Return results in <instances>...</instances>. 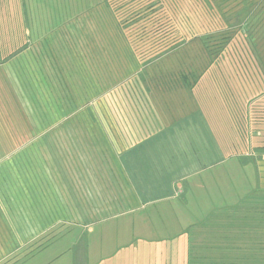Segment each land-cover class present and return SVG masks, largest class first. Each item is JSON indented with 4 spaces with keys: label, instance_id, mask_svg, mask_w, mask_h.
Instances as JSON below:
<instances>
[{
    "label": "crops",
    "instance_id": "0c3cea01",
    "mask_svg": "<svg viewBox=\"0 0 264 264\" xmlns=\"http://www.w3.org/2000/svg\"><path fill=\"white\" fill-rule=\"evenodd\" d=\"M111 6L110 0H0V23L6 30L23 23L22 31L32 39L19 60L36 100L58 101L67 85L84 99L100 93L90 100L102 104L117 88L121 103L116 125L104 120L110 116L106 109L74 112L65 125L61 118L67 117L57 109L48 115L57 118L52 125L31 123L21 145H10L11 165L0 173V264H235L236 255L221 260L193 254V247L201 241V247L220 250L243 240L250 248L264 247V144L253 143L254 136H263L254 105L264 102V95L247 96L249 79L244 97L236 98L225 79L206 83L203 75L180 79L182 87H202L200 96L174 100L169 90L175 84L159 68L171 47L127 77L128 69H136L133 59L144 61L126 31L144 17L125 22ZM193 17L201 31L204 17ZM132 54L136 57L126 58ZM110 70L118 77L109 91ZM142 70L152 78H140ZM209 86L216 87L212 99L220 107L213 121L204 108ZM94 117L99 124L88 120ZM81 118L86 124H78ZM243 121L248 128L244 153L224 152L213 134L224 125L235 133ZM19 155L18 165L13 162ZM155 206L161 229L170 234L175 224L181 230L177 238L164 234L146 240L138 234L135 239L122 232L127 224L122 220ZM115 231L119 237L111 238Z\"/></svg>",
    "mask_w": 264,
    "mask_h": 264
},
{
    "label": "rangeland",
    "instance_id": "374dc122",
    "mask_svg": "<svg viewBox=\"0 0 264 264\" xmlns=\"http://www.w3.org/2000/svg\"><path fill=\"white\" fill-rule=\"evenodd\" d=\"M251 1H255V3H251ZM251 1L246 3L250 4V8H254L253 18L248 21L249 28L247 31H242L237 35H233L226 46H221L219 40L216 41L219 44L208 42V48L205 45V41L202 39L201 33H203V36L217 33L218 35L215 36L216 38L222 37L227 27L223 17L227 16L229 26L234 29V32L237 31L236 25H242L240 21L241 18L237 24V17L235 18L234 14L237 12L235 10L237 9L235 5L237 0H230L229 3H219L220 6L227 4L229 7H232L231 11L234 13L228 12L226 15L222 13L223 11H217L213 8L212 5H217L213 0H111V3L115 7L119 17L125 22L130 19H135L134 21H137L136 19L139 17H144L142 20L143 22L140 21L126 31L129 35L127 39L135 46L137 55L143 61L154 57L157 51L164 48L169 49V47H172L176 43L185 40L184 45L177 49H172L168 58L160 64L159 68L165 72L166 77H168L167 81H172L175 84L174 91L172 89L169 90L174 100H179L181 96L183 97L182 100L186 98L190 100L194 95L200 96V88L202 87H198L197 91L196 88H194L193 91L191 87H182L183 84L180 79L184 73L191 72L192 70L195 71L194 73L198 72V74L204 72L203 75L205 76L203 78L205 81L212 78L225 79L229 93L235 95L236 98H240V95L244 97L245 91L243 89L245 83L248 82L249 79H251V87H248L247 96L264 95V0L261 2V6L256 5L260 0ZM93 2H95V0H93ZM152 2H154V5L151 7L150 4ZM149 9H151V13H147ZM144 13H147V15ZM191 15H200L201 18L204 17V28H201V31L198 29L200 20L195 21L194 17ZM148 20H150V22H147ZM242 21L245 22L246 20L244 19ZM22 25L23 23L14 22L13 27L10 28L8 25L6 30L5 23H0V62L11 53L19 52L22 47L27 44L28 39L32 40L31 38H26L25 32L22 31ZM170 27L171 29L169 31L168 28ZM231 31L228 32L231 33ZM195 36L197 38H193ZM163 43H165V45ZM221 47L223 50H221ZM173 50L177 51L173 53ZM19 59L20 56L17 59L3 64L0 68V173L11 165V154L13 152L10 145L13 144L14 147H19L25 140V136L27 135L25 132L28 131L25 130V127H28L31 123L44 125H50L51 123V119H43L45 114L42 109V103L35 99L31 91L28 92L27 79H24L26 74H23L20 70ZM237 62H240L242 69L235 67V65L238 64ZM245 66L247 69H244ZM250 66L253 69H250ZM156 73L159 74L161 72L157 71ZM4 76L8 78L10 86H12L13 89L4 87L2 79ZM159 77H162V75ZM238 80H240V82H238ZM235 83L239 84L235 86ZM206 88L210 90V94L207 92L205 94L204 108L206 112H211L208 117L213 121L215 113H218V109L220 108L214 105L215 102L212 99L216 87L209 86ZM219 88L223 89L224 86ZM29 89H31V87H29ZM194 99L190 101V104L192 103L193 105L195 103L193 102ZM74 103L75 100L73 104ZM65 104L66 103H62V106ZM192 105H190L189 109H191ZM254 109L258 112L255 115V121L257 122L259 130H262L263 133V136L260 138L254 136V146L259 147L261 145L260 141L264 144V102H259L254 105ZM182 110V113L186 112V110ZM48 115H52V113ZM54 120L56 121L57 118ZM54 120L52 119V121ZM237 120L240 121V119ZM224 121L226 120L224 119ZM240 124L236 127L238 133L235 131L236 129H234L235 133H227L225 131L227 128L224 125L223 127L220 126L217 130L218 132L213 134L216 142L219 143V146L224 152L244 153L245 146L243 140L247 138L246 133L248 128L246 127V122L243 121ZM229 130L233 131L232 128ZM256 152L260 151L258 150ZM19 158L20 155L18 156V160L14 159L13 163L19 165ZM255 158H257V156H255ZM14 170L16 174H19L20 167H15ZM253 182L255 183L254 179ZM156 212L158 213L157 206L150 209L147 213L130 215L126 220H122V223H127L123 226L122 232L124 233V231H126L128 235L133 236L135 239H137L138 234H141V238H146L144 236L148 237L146 240H153V238H159L164 236V234L166 235V230L161 229V222L159 220L157 222L158 215ZM243 214L238 215V217L243 216ZM172 215L171 212V216ZM223 220L227 221V217ZM173 221L175 222V220L171 218L170 222ZM238 225L241 226V223ZM176 227L177 226L173 224L172 230L169 231L170 234L166 236L173 239L177 238L181 234V230ZM158 230L161 235H159ZM145 233L147 234L145 235ZM115 236L119 237L117 231L112 232L111 238ZM205 238L207 237L205 236ZM256 240L260 243L259 239ZM197 242L198 244L193 247V254L198 255L205 253L207 254L206 256H213V254H215V256H221V260L223 257L225 260L228 254L236 255L237 260L235 264H254L251 263L249 258L253 257V259L255 258L260 261L262 257L261 254H264V247L254 245L250 248L248 245H244V240L243 244L236 246L224 245L222 244L223 242H221L222 246L220 250H218L219 248L216 246L213 247L211 245H207V248L205 246L201 247V241ZM52 251L53 249L50 248L49 252L45 255H50ZM250 254H252V257ZM255 259L253 261H255ZM215 261L217 262L218 260L216 259ZM62 264L64 263L62 262ZM230 264L234 263L231 262Z\"/></svg>",
    "mask_w": 264,
    "mask_h": 264
},
{
    "label": "trees",
    "instance_id": "16d2710c",
    "mask_svg": "<svg viewBox=\"0 0 264 264\" xmlns=\"http://www.w3.org/2000/svg\"><path fill=\"white\" fill-rule=\"evenodd\" d=\"M213 1L217 3L216 6L212 5L215 10L223 11L222 13L225 14V15L228 12L232 13V14L234 13V12L231 11L232 7H229L227 4H225L223 6H220V4H219V3H222V2L223 3H229L230 0H213ZM250 1L251 0H237V2L235 3L236 8H237L235 10L237 12H235L234 14H235V18L237 17L236 18L237 24H238V21L240 20V18H241V20L246 19L245 22L241 21L242 22L241 26H238V25L235 26L236 30H237L236 32H234L233 28H230L229 20H228L227 16H225V17H223V19H224L225 23L227 24V27H226V31H224V34H223L222 37L216 38L215 36L218 35L217 33H212V35H207V36L204 35V36H202V39L205 41V43H206L205 45H206L207 48H208V42H213L214 44H219L218 42H216L218 40L220 41L221 46H226L229 43V40L231 39V37L233 35H235V34L237 35L239 32H242V31L243 32L247 31V27L245 26V24H246V22L248 20L251 19L252 15H253V12H254V8H252V7L250 8V4H246V3H249ZM261 1L256 3V5L257 6H261L262 5ZM252 2L255 3V1H251V3ZM110 8H112L111 12H113L116 15L117 12H116V9L113 6V4H112V6ZM217 8H219V9H217ZM228 31H231L232 34L229 33ZM193 38H197V37L195 36ZM184 41L185 40H182L181 42L176 43L171 48L172 49L179 48L180 46L185 44ZM221 50H223L222 47H221ZM162 54L163 53H157L154 57L149 58L148 60H146V61H144L142 63H140L139 61L137 63L136 60L133 59L131 61V63L133 65H135L136 69H131V68L128 69L126 71V73L128 75L127 77H131L136 72H138L137 70H138V68L140 66L141 67H142V65L145 66V64L147 65V64L155 61L156 59L160 58V56H162ZM19 56H20L19 52L11 53L9 56L4 58L2 62H0V68L2 67L3 64H6L7 62H10V61H12L14 59H17ZM131 56L136 57L135 54H132V55H129V56L126 55V58L130 59ZM211 56H212V53H211ZM194 72L195 71L192 70L191 72L184 73L181 77L188 78V79L199 80L204 74V72L202 74L201 73L198 74V72H196V73H194ZM124 76H126V75H124ZM139 76H140V78H144L145 80L149 79L151 77L149 75V72L148 71H144V70H142V72H140ZM109 77H110V89H109V91H110V90L116 88V83H114V81L118 77V72L110 70L109 71ZM162 77H164L163 74H162ZM2 79H3V82H4L3 83L4 87H8L9 89H13L12 86H10V82H9L8 78H6L4 76V78H2ZM111 83H114V85L111 84ZM190 87L194 88V86H192V85ZM116 90H117V88H116ZM115 91L110 93L109 98L107 100H105V102H104L105 104H102V102L99 99L92 103V101L90 99L91 98L100 97V95H101L100 93L99 94H95L94 93L93 96L90 97V98H89L90 95H88L87 98H86L87 100H86V99H84L83 95H80L78 93H76V95H74L73 92L69 91V87L66 85L65 87H61V89H60L61 97H60V99H58V101H54L53 102V100H50V101L41 102L42 106H43L42 109H43L44 114H45V117L43 119H45V118L49 119V120L51 119L50 120L51 121L50 125H52L53 124L52 117H48V114L49 113H53V112H57V109H59L61 115L67 117L66 119H64L62 117L61 121H64L63 124L69 125L68 115L73 114L74 112L81 111V110H90V111L94 110L95 111V110H99V109H106V110L110 111V116H108V119H104V120L107 121V124L109 126L116 125L117 124V120H116V117H115L116 109H117V107L120 106L121 103L118 101L117 93ZM51 98H52V96L49 97V99H51ZM74 100H75V103L73 104ZM62 103H66V104L62 106ZM63 110H65V111H63ZM81 119L82 120L77 119L78 124H86L85 122H83L84 119L83 118H81ZM88 120H92L94 124H99L98 122H96V118L95 117L94 118H88ZM98 120H100V119H98ZM80 121H82V122H80ZM43 122H44V120H43ZM252 263H254V264H263L261 261H258V260L252 261Z\"/></svg>",
    "mask_w": 264,
    "mask_h": 264
}]
</instances>
